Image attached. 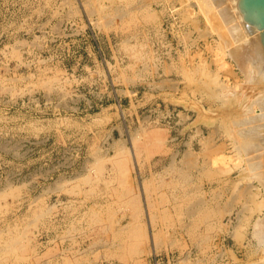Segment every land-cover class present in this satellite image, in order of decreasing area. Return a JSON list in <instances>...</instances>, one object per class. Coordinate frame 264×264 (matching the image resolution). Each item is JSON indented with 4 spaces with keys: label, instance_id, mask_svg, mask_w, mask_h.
I'll use <instances>...</instances> for the list:
<instances>
[{
    "label": "rangeland",
    "instance_id": "obj_1",
    "mask_svg": "<svg viewBox=\"0 0 264 264\" xmlns=\"http://www.w3.org/2000/svg\"><path fill=\"white\" fill-rule=\"evenodd\" d=\"M102 1L107 4L105 8L100 5ZM102 1H97L100 8L93 7L98 5L93 0H87L89 5L86 0H0V189L10 183L21 185L16 197L8 195L0 201V230L4 235L0 242L8 232L15 236L22 229L25 234L28 232L30 264H68L64 258H69L70 264H264L263 246L253 237L254 223L264 211L249 209L256 208L248 197V191L255 188L246 186L250 181L241 167L225 173L217 167H225V162L234 166L231 160L237 156L227 133V113L232 112L230 108H240L244 97L258 95L259 86L248 82L246 74L227 55L226 61L233 66L224 65V71L218 58L221 51L217 31L205 21L204 13L193 0L191 7L189 0ZM183 8L191 13H184ZM117 9L125 14L120 16ZM106 16L111 23H104ZM195 26L204 30L202 33L206 31L203 37ZM209 27L215 32H208ZM218 80L227 83L223 84L226 88L221 99L211 92L212 87L218 88ZM256 86L258 89H253ZM155 129L161 131L159 141L152 135ZM132 136L149 142V149L141 148L137 156V168L127 170L121 183L111 161L105 160L98 176L97 160L112 156L118 145L131 148ZM215 144L222 148L218 152L216 147V154ZM184 152L192 153L189 162L185 161ZM221 152L224 160L219 159L218 164L219 161L211 160ZM182 170L189 176L188 182L183 181ZM89 176L97 177V181L90 182L86 179ZM143 181L159 205L151 231L158 229L160 242L157 251H152L153 241L147 240L139 253L120 257L123 252L117 250L116 244L121 240L115 244L110 230L96 228L105 224L108 211L116 218L128 212L117 196L124 189L139 191L144 202L138 185ZM184 186L196 193L194 200L201 199L199 214L180 210L179 193ZM242 187H246L241 191L245 194L240 197L238 191ZM234 190H238V197ZM233 197L237 203L230 201ZM228 200L234 208L228 210V203L222 209ZM49 205H53L51 210ZM163 205L171 209L164 212ZM235 211L238 217L248 213L250 216L241 217L240 222ZM35 214L39 216L35 218ZM31 219L37 220L36 224Z\"/></svg>",
    "mask_w": 264,
    "mask_h": 264
},
{
    "label": "bare ground",
    "instance_id": "obj_2",
    "mask_svg": "<svg viewBox=\"0 0 264 264\" xmlns=\"http://www.w3.org/2000/svg\"><path fill=\"white\" fill-rule=\"evenodd\" d=\"M99 0H93V2H97ZM102 1V0H101ZM132 1V0H131ZM154 1V0H153ZM157 1V0H156ZM179 1V0H178ZM194 2L192 3H197L198 4V7H199V10L202 11V14L204 15V18L206 17V22L209 21L210 23H212V26L213 28L217 31L216 32V35L218 34L219 36V41H218V47H219V50L218 51H221V55L218 57L219 58V62H220V65H222V67L224 65H227L229 63L228 66H231L232 68V64L230 65V62L226 61V55L229 56V58L234 61L236 63V65L239 67V69H241L245 74L246 76V80L248 82H251V84L253 85H257L259 86L260 89H258V87H253L258 89V92L256 91L255 89V92H257L256 94L258 95H255L253 97H250V96H246L244 97L242 100H240V108H237L235 110H233V108H230L232 110V112H228L227 110H224V111H227V122H228V125H227V133L231 139V143L232 145L234 146V150L236 151L235 153L237 154V156L235 157L234 156V159L233 156H231L230 159L232 164H234V166L232 165H228L225 161L224 165H219L218 163H220L223 158H225V154H224V157L222 155L223 152H221V155L218 154L219 157H215L216 159L212 158L211 160H217L219 161V159L221 161L217 162V167H218V170L220 171V173H225V171L227 172L228 170L231 171L233 168H235L237 166L238 167H241V170H244V173L246 172V177L249 179V185L247 184L246 186H249V188L251 189L252 187L255 188V190H252L251 192H249V196L252 201H253V204L254 206H256V208L252 206V208L249 207V209L251 211H257V212H261V211H264V44L261 40V36H260V30L259 28L257 27V25H255L254 23H251L249 21H247L245 18H244V12L241 10L240 6H239V0H193ZM85 2V1H84ZM89 2V1H88ZM110 2V1H108ZM115 2V1H114ZM121 2V1H120ZM86 3H87V0H86ZM98 5L96 4V6L93 5V7H98L99 6V2H97ZM103 3V1H102ZM143 3H146L145 1ZM187 3V2H186ZM189 3H190V0H189ZM188 3V4H189ZM190 3V7H191V4ZM85 4V3H84ZM90 4V2H89ZM88 3L86 5H89ZM104 4V3H103ZM100 4L101 7H104L105 4ZM117 4V3H116ZM182 4H183V1H182ZM119 5V4H117ZM129 5V4H128ZM130 5H131V2H130ZM133 5V4H132ZM139 5V4H138ZM146 5V4H144ZM85 6V5H84ZM91 6V5H90ZM107 6V4H106ZM105 6V7H106ZM110 6V5H109ZM108 6V7H109ZM135 6L137 7V4H135ZM133 6V7H135ZM152 6V5H151ZM187 6V7H186ZM185 7L186 8H189V5H186ZM89 7V6H88ZM86 8V9H89V8ZM93 7L92 9V12H93ZM100 7V6H99ZM100 7V8H101ZM104 7V8H105ZM132 6H130L131 8ZM132 7V9H134ZM193 7V6H192ZM115 8V7H113ZM117 8V6H116ZM124 8V6H123ZM128 8V7H127ZM129 8V9H130ZM152 8V7H151ZM77 9V8H76ZM75 9V10H76ZM111 9V7H110ZM120 9V8H119ZM117 9V10H119ZM136 9V8H135ZM138 9V8H137ZM184 9V8H183ZM195 9V8H194ZM99 9L97 8L96 11H98ZM116 10V11H117ZM125 10V9H124ZM127 10V9H126ZM190 10V9H189ZM189 10H183L188 12ZM192 10V8H191ZM89 11V10H88ZM103 11V10H102ZM101 11V12H102ZM111 11V10H110ZM115 11V10H114ZM120 16L123 14H125L124 11L122 10H119L118 12H120ZM130 11V10H129ZM137 11V10H136ZM153 11V10H152ZM90 12V11H89ZM112 12V11H111ZM124 12V13H123ZM128 12V11H127ZM133 13V11H131ZM135 12V11H134ZM155 12V11H154ZM193 12V11H192ZM88 13V12H87ZM91 13V12H90ZM89 13V14H90ZM99 13V12H97ZM139 13V12H138ZM185 13V12H184ZM188 13H191V12H188ZM187 13V14H188ZM100 14V13H99ZM98 14V15H99ZM115 15L117 13H114ZM183 14V13H182ZM107 15V14H106ZM109 15V16H108ZM107 16L110 18V14H108ZM129 15V14H128ZM100 16V15H99ZM104 16V15H103ZM102 16V17H103ZM106 16V18H107ZM117 16V15H116ZM115 16V17H116ZM119 15L117 17H120ZM133 17V16H131ZM216 17V18H215ZM105 18V17H103ZM109 18L105 19V21L109 20ZM113 18V17H111ZM110 18V19H111ZM130 18V17H129ZM136 18V17H135ZM122 19V18H121ZM132 19V18H131ZM216 19L217 22H216ZM100 20V18H99ZM104 20V19H102ZM115 20V19H114ZM119 20V19H118ZM134 20V19H133ZM215 20V22H214ZM104 22L105 24L107 23ZM110 21V20H109ZM102 22V21H101ZM112 21L108 22V23H111ZM207 22V23H209ZM104 23H102L104 26H106ZM109 25V24H107ZM199 26V25H198ZM198 26L196 27V29L198 30V32L201 33V36L205 33H202L204 30H200L199 31V28ZM210 26V25H209ZM218 28H221V29H218ZM158 29V28H157ZM201 29V28H200ZM208 29V28H207ZM209 30L208 32H211V31H214V30H211L210 27H209ZM215 32V31H214ZM186 33V32H185ZM213 33V32H212ZM209 34V33H208ZM214 34V33H213ZM200 35V34H199ZM185 36V35H184ZM203 37V36H202ZM205 37V36H204ZM184 38V37H183ZM187 38V37H186ZM206 38V37H205ZM194 40L196 39H193V42ZM184 42V41H183ZM209 43V42H208ZM126 47V46H125ZM142 47V46H141ZM209 47V46H208ZM189 49V48H188ZM211 49V48H210ZM133 50V49H132ZM136 51V50H135ZM146 51V50H145ZM217 51V52H218ZM186 52V51H185ZM137 53V52H136ZM141 54V53H140ZM191 56V55H190ZM203 56V55H202ZM192 57V56H191ZM174 59V58H173ZM193 59V58H192ZM193 62V61H192ZM200 66H201V63H200ZM199 66V68H200ZM202 66H203V62H202ZM185 66H183L182 69H184ZM197 67V66H196ZM221 68V66H220ZM227 68V66H226ZM230 68V67H229ZM192 69V68H191ZM222 69V68H221ZM224 71L226 70L225 69V66L223 67ZM222 69V70H223ZM220 70V69H219ZM228 70V69H227ZM231 72L233 71L232 69H230ZM186 71H188V69H186ZM199 71V70H198ZM203 71V70H202ZM205 71V70H204ZM189 72V71H188ZM195 72V71H194ZM200 72V77H201V71ZM198 72V73H199ZM209 72V70H208ZM207 72V73H208ZM230 72V73H231ZM204 72H202L203 74ZM194 74V73H193ZM227 74V73H225ZM229 74V73H228ZM234 74V72H233ZM185 75V74H184ZM190 75V74H188ZM196 75V74H195ZM207 75V74H206ZM216 75V74H214ZM232 75V74H231ZM203 76V75H202ZM210 76V75H209ZM188 77V76H186ZM208 77V76H207ZM211 77H212V74H211ZM216 77V76H215ZM189 78H191L189 76ZM187 78V79H189ZM204 78H205V75H204ZM217 78H219V76L217 75ZM209 79V77H208ZM190 82H191V79H189ZM166 81V80H165ZM199 81V80H198ZM217 81V79H216ZM215 81V83H216ZM197 82V81H196ZM208 82V81H207ZM221 81L218 80V88H216L215 90H213V88L215 87H212L211 89V92L215 93V95L217 97H219L221 99L225 89L223 88H226L225 86L227 85V83H223V84H226L225 86L222 84V82L220 83ZM52 83V82H51ZM247 83V82H246ZM202 84V82L200 83ZM211 84V83H210ZM221 84V85H220ZM238 84V83H237ZM248 84V83H247ZM250 84V83H249ZM261 84V85H260ZM203 85V84H202ZM246 85V84H245ZM252 85V86H253ZM53 86V85H52ZM237 86V85H236ZM206 87V86H205ZM208 88V87H207ZM244 90H242L243 92ZM206 92V90H205ZM241 92V93H242ZM253 92V91H252ZM212 93V94H213ZM226 93V92H225ZM253 94V93H252ZM214 95V94H213ZM214 95V97H215ZM236 95V94H235ZM211 96V95H210ZM234 96V95H233ZM244 96V95H242ZM212 97V99L214 98ZM229 97V96H228ZM235 97V96H234ZM215 99V98H214ZM231 99H233L231 97ZM236 99V98H235ZM214 101V100H213ZM225 101V100H224ZM233 101V100H232ZM236 101V100H235ZM222 102V101H221ZM220 102V103H221ZM222 104V103H221ZM236 104V103H235ZM227 105V104H226ZM230 105V104H229ZM228 105V106H229ZM225 106V105H224ZM223 106V108H224ZM234 106V103L232 104L231 103V107ZM239 106V104H238ZM227 107V106H225ZM220 108V107H219ZM203 109V108H202ZM228 109V107H227ZM229 109V110H230ZM230 110V111H231ZM222 111V112H224ZM206 112V111H205ZM217 113V112H216ZM205 114V113H204ZM225 114V113H224ZM223 114V115H224ZM225 115H224V118H226ZM223 118V117H222ZM221 120V119H220ZM224 120V119H223ZM225 121V120H224ZM223 122V121H222ZM223 124V123H222ZM217 129L219 128V126H216ZM223 128H225L224 126H221ZM161 128V127H160ZM216 129V131H217ZM220 129V128H219ZM218 129V130H219ZM213 131V130H212ZM214 131V132H216ZM221 131V130H219ZM144 132V131H143ZM213 132V133H214ZM225 132V130H224ZM148 133V132H147ZM212 133V134H213ZM139 134V133H138ZM145 134V133H144ZM215 134V133H214ZM213 134V135H214ZM141 135V134H140ZM152 135L153 137L159 141V136L161 135V131L159 129H155L152 131ZM164 137V136H163ZM226 137V136H225ZM149 138V137H148ZM161 138V137H160ZM211 138V137H210ZM132 143H133V146L131 148H129L128 146L126 147L125 145H118L115 151V153H113V155L111 156H108L107 157H100L99 160H97L98 164H97V167H96V170L99 171V174L98 172L95 170V174H98V176L100 175V173L103 171L104 169V162L105 160H109L111 161V164L115 170V177L118 181H120L121 183L124 182V174L127 170H130L132 167L134 168H137V163H138V160H137V156H140V151H141V148H145L146 150L149 149L148 147V143L146 142V140L142 139L141 136H132ZM205 139H207V137H205ZM150 141V140H149ZM165 141V140H164ZM210 141V140H209ZM212 142V141H211ZM211 142L209 144H211ZM119 143V142H118ZM121 144V143H119ZM208 144V143H206ZM208 144V145H209ZM222 147L224 145L220 144ZM218 144V146H220ZM160 146H162V144H160ZM206 146V145H205ZM213 146V145H212ZM212 146L210 149H208L209 151H212ZM215 146V147H214ZM214 152H215V148L217 147L216 144L214 145ZM228 146V145H227ZM114 148V147H113ZM208 148V147H206ZM206 148H205V151H206ZM221 147H217V150L218 149L220 150ZM224 148V147H223ZM207 150V151H208ZM222 150V148H221ZM220 150V151H221ZM204 149L202 150V153H203ZM208 151V152H209ZM149 152V151H148ZM206 152V153H208ZM219 152V151H218ZM218 152H215L218 153ZM99 153V152H98ZM150 153V152H149ZM194 153V152H193ZM211 153V152H209ZM208 153V154H209ZM234 153V154H235ZM102 154V153H101ZM105 154V152L103 153ZM185 154V157L187 158V162H189V159L190 157H192V153L191 152H184ZM211 156V154H209ZM147 156V155H146ZM205 156V155H203ZM215 156V155H214ZM95 157V155H94ZM149 157V156H148ZM207 157V156H206ZM213 157V156H211ZM172 158V156H171ZM185 158V159H186ZM195 158V157H194ZM96 159V158H95ZM193 159V158H192ZM96 161V160H95ZM174 161V160H173ZM184 161V162H185ZM209 160H207L208 162ZM230 161V160H229ZM96 163V162H95ZM196 163V162H195ZM223 163V162H222ZM188 164H191V163H188ZM193 164V163H192ZM213 164V163H212ZM245 164V166H244ZM195 165V164H194ZM94 166L95 168V165L93 164L92 167ZM174 166V165H173ZM208 166V165H207ZM215 166V165H214ZM220 166V167H219ZM169 167V165H168ZM190 167V166H189ZM216 167V168H217ZM174 168V167H173ZM206 168V167H205ZM109 169V168H108ZM92 170V169H91ZM112 170V169H111ZM133 170V169H132ZM135 170V169H134ZM167 170V169H166ZM174 170V169H173ZM172 170V171H173ZM176 170V169H175ZM94 171V170H92ZM186 171V170H185ZM206 171V170H204ZM112 172V171H111ZM133 172V171H132ZM182 172H184L182 170ZM181 172V173H182ZM216 172V170L214 171ZM213 172V173H214ZM129 173V172H128ZM204 173V172H203ZM209 173V172H208ZM212 173V172H211ZM217 173V172H216ZM94 174V173H93ZM102 174V173H101ZM183 174V181H187L189 179V176L184 172L182 173ZM182 174H181V177H182ZM210 174V173H209ZM219 174V173H218ZM227 174V173H226ZM105 175V174H104ZM86 176V175H85ZM97 176V175H96ZM131 176V175H130ZM210 176V175H209ZM212 176V175H211ZM244 176V175H242ZM200 177V176H197V178ZM241 177V176H240ZM86 178V177H85ZM97 177H87L86 179H88L90 182H93L96 180ZM105 178V177H104ZM107 178V177H106ZM105 178V179H106ZM132 178V177H131ZM232 178V177H231ZM245 179V176L243 177ZM242 178V180H243ZM246 178V179H247ZM104 179V180H105ZM129 179V178H128ZM127 179V180H128ZM181 179V178H180ZM107 180V179H106ZM162 180V179H161ZM191 180V179H190ZM221 180V179H220ZM97 181V180H96ZM227 180H225L226 182ZM238 181V180H237ZM235 181V182H237ZM240 181V180H239ZM244 181V180H243ZM255 181V182H254ZM106 182V181H105ZM104 182V183H105ZM129 182V181H128ZM154 182V181H153ZM188 182V181H187ZM233 181V183H235ZM254 182V183H253ZM257 182V184H256ZM103 183V184H104ZM151 183V182H150ZM176 183V182H175ZM90 184V183H89ZM132 184V183H131ZM153 184V183H152ZM178 184V183H177ZM184 184V183H183ZM199 184V183H198ZM197 184V185H198ZM225 184V183H224ZM223 184V185H224ZM229 184V183H227ZM232 184V183H231ZM128 185V184H127ZM136 185V184H135ZM139 187H140V194L142 192L143 194V197H145V201L143 202V199L140 198L141 196L139 195V191L138 192H133L131 189H124L123 192H119V194L117 195L119 197V199L122 201L123 205L122 207L127 209L128 212H125L123 213V215L119 218H116L113 214V212H109L108 211V216L107 218L105 219V224L104 225H101L100 227L96 228V230H103L104 232L106 231H111V233L113 234V238H114V242L116 244V242L118 240H121V242H118L116 244V246L118 247V251H122L123 253L120 255V257H125L126 255H134V254H137L139 253L140 251H142V248L141 247V244H143V242H146L147 240H150L151 242L153 241L152 244H154L152 246V251L156 250L155 248L159 245V232L158 229H156L157 231H151V228L154 227L156 225V211L159 209V205L156 204V202L153 200V198L151 197L152 195L150 194V191L147 187V183L145 182V187H144V181L142 182V184H138ZM137 185V186H138ZM21 185H13V184H8L4 189H0V201L1 199L3 198H6L8 195H11V196H15L17 195V193L20 191L19 189ZM59 186V185H58ZM93 186V185H92ZM109 186V185H108ZM156 186V185H155ZM225 186V185H224ZM243 186V185H242ZM62 187V186H61ZM81 187V186H80ZM122 187V186H121ZM143 187V189H142ZM197 187V186H196ZM237 187V186H236ZM153 188V187H152ZM155 188V187H154ZM191 188V187H190ZM222 188V187H221ZM245 189L246 187H242V189ZM91 189V187H90ZM111 189V188H110ZM133 189V187H132ZM139 189V188H138ZM235 189V188H234ZM240 189L238 192H241V191H244V189L242 190ZM248 189V187H247ZM249 189V190H250ZM68 190V189H67ZM71 190V189H70ZM74 190V189H73ZM92 190V189H91ZM69 191V190H68ZM78 191V190H76ZM96 191V190H95ZM108 191V190H106ZM235 192V190L233 191L234 193H237L235 194L234 196L237 195L238 197V192ZM91 192V191H90ZM155 192V191H154ZM194 192V191H193ZM20 193V192H19ZM105 193V192H104ZM118 193V192H117ZM243 192L239 193V196L241 197ZM73 194V193H71ZM78 194V192H77ZM99 194V193H98ZM110 194V193H109ZM180 196H179V201L181 203H179V206H180V210H185L186 212L189 211V212H192V213H198L200 211L201 208V199L200 200H197L198 198H196L194 200V197L192 196H195V194H192V192L186 190L185 186L184 188L182 189V193H179ZM177 194V195H179ZM182 194V196H181ZM221 194V193H220ZM245 194V192L243 193ZM106 195V194H104ZM175 195V196H177ZM230 195L232 196V192L230 193ZM20 196V195H19ZM90 196V195H89ZM107 196V195H106ZM159 196V194H158ZM162 196L164 197V195L162 194ZM216 196V195H215ZM32 197V196H31ZM114 197V196H113ZM161 197V196H160ZM170 197V196H169ZM172 197V196H171ZM218 197V196H217ZM230 197V196H229ZM239 197V198H240ZM247 197V198H248ZM30 198V196H29ZM107 198V197H106ZM167 198V197H166ZM178 198V197H176ZM203 198V197H202ZM232 198V197H230ZM234 198L236 197H233L232 200H230L231 202L234 200ZM245 198V197H244ZM246 198V199H247ZM160 199V198H159ZM162 199V198H161ZM218 199V198H217ZM229 199V198H228ZM237 199V198H236ZM235 199V200H236ZM246 199H245V202H246ZM19 200V199H18ZM35 200V199H34ZM37 200H39V198H37ZM157 200V199H156ZM171 200V199H170ZM175 200V199H174ZM234 200V201H235ZM238 200V199H237ZM237 200H236V203H237ZM240 200V199H239ZM24 201V200H23ZM106 201V200H105ZM165 200H162L161 203L164 204ZM177 201V200H176ZM203 201V200H202ZM229 200L228 202L226 203L225 201V206H222V209H225L226 208V205H229L228 203H231ZM8 202V201H7ZM35 202V201H34ZM44 202V201H43ZM98 202V201H96ZM104 202V201H103ZM110 202V201H109ZM170 202V201H169ZM220 202V201H219ZM218 202V206L220 205ZM241 202V201H240ZM28 203V202H27ZM31 203V202H30ZM95 203V202H94ZM107 203V202H106ZM113 203V201L111 202ZM160 203V202H159ZM221 203V202H220ZM235 203V202H234ZM235 203V204H236ZM243 203V202H242ZM248 203V202H247ZM22 204V203H21ZM24 204V203H23ZM45 204V203H44ZM102 204V203H101ZM114 204V203H113ZM119 204V203H118ZM178 204V203H177ZM247 205L246 203H243L241 205L244 206ZM7 205V204H6ZM5 205V206H6ZM29 205V204H28ZM43 205V204H42ZM55 205V204H53ZM53 205H49L51 206L49 209L51 210V208L53 207ZM103 205V204H102ZM108 205V204H107ZM117 205V204H116ZM173 205V204H172ZM230 209L228 210H232L231 208L233 207L232 203L230 204ZM239 205V204H238ZM10 206V204L8 205ZM48 206V207H49ZM70 206V205H69ZM100 206V205H99ZM112 206V205H111ZM110 206V207H111ZM175 208L177 205H174ZM173 206V207H174ZM217 206V207H218ZM221 206V205H220ZM240 206V205H239ZM242 206V207H243ZM248 206V205H247ZM247 206H245L246 208H248ZM0 207H2L1 205V202H0ZM32 207V206H31ZM36 207V206H35ZM41 207V205H40ZM93 207V206H92ZM101 207V206H100ZM206 207V205H205ZM208 207V206H207ZM229 207V206H228ZM4 208V207H3ZM19 208V207H18ZM26 208V207H25ZM38 208V207H37ZM68 208V207H67ZM70 208V207H69ZM89 208V207H88ZM212 208V207H211ZM210 208V209H211ZM220 208V207H219ZM234 208V207H233ZM33 209V208H32ZM42 212L40 213H43V208H41ZM47 209V208H46ZM47 209V210H49ZM162 209V208H161ZM168 209H171L170 206L167 207L165 205H163V210L164 212H168L167 210ZM241 209V208H240ZM12 210V209H11ZM28 210V209H27ZM37 210V209H36ZM89 210V209H88ZM108 210V209H107ZM112 210H115L112 208ZM161 210V211H163ZM177 210V209H175ZM204 210V209H203ZM243 210H244V207H243ZM243 210H237L238 212L242 211ZM246 210V209H245ZM249 210V211H250ZM29 211V210H28ZM72 211V210H71ZM90 211V210H89ZM111 211V210H110ZM159 211V212H161ZM207 211V210H206ZM222 211H225V210H222ZM247 211V210H246ZM6 212V211H5ZM52 212V211H51ZM171 212V211H170ZM205 212V211H203ZM210 212V211H209ZM214 212V211H213ZM217 212V211H216ZM221 212V211H220ZM220 212L218 211V213L220 214ZM228 212V211H227ZM226 212V213H227ZM230 212V211H229ZM228 212V213H229ZM236 212V211H235ZM236 212V214L238 213ZM259 212V213H260ZM39 213V214H40ZM45 213V212H44ZM50 213V212H49ZM86 213V212H85ZM84 213V214H85ZM91 213V211H90ZM96 213V212H95ZM94 213V214H95ZM117 213V211H116ZM177 213V212H176ZM184 213V212H183ZM224 216V212H221ZM252 213V212H251ZM4 214V213H3ZM25 214V213H24ZM39 214H35V218H36V215L39 216ZM99 214V213H98ZM102 214V213H101ZM160 214V213H158ZM167 214V213H166ZM199 214V213H198ZM206 214V212H205ZM34 215V213H33ZM45 215H48V214H45ZM88 217H89V214H87ZM97 215V213H96ZM171 215V214H170ZM169 215V217H170ZM192 215V214H191ZM197 215V214H196ZM202 215V214H201ZM220 215V217L222 218V216ZM249 215V213L247 214ZM247 215H243L245 217H247ZM252 215V214H251ZM31 216V215H30ZM43 216V214H41V217ZM70 216V215H69ZM98 216V215H97ZM173 216V215H172ZM243 216H239L238 217V214L236 217H238L239 219H243ZM250 216V215H249ZM4 217V216H3ZM6 217V216H5ZM24 217V216H23ZM22 217V218H23ZM33 217V216H32ZM49 217V216H48ZM66 217V216H65ZM73 217V216H72ZM91 217V216H90ZM96 217V216H95ZM202 217V216H201ZM209 217V216H208ZM7 218V217H6ZM18 218H21V217H18ZM68 218V217H67ZM70 218V217H69ZM74 218H76L74 216ZM94 218V216H93ZM92 218V219H93ZM165 218V217H164ZM168 218V217H166ZM194 218V216H193ZM192 218V219H193ZM196 218V217H195ZM204 218V217H202ZM207 218V217H205ZM39 219V217L37 218V220ZM96 218H94L95 220ZM100 219V218H99ZM98 219V220H99ZM104 219V218H103ZM191 219V220H192ZM240 219V222L242 221ZM247 219H250V218H247ZM16 220V219H15ZM33 220L32 223L36 222L34 219H31ZM69 220V219H68ZM101 220V219H100ZM99 220V221H100ZM164 220V219H163ZM174 220V219H173ZM196 220V219H194ZM204 220V219H202ZM210 220V219H209ZM246 220V218H245ZM26 221V220H25ZM45 221V220H44ZM61 221V220H60ZM103 221V220H102ZM158 221V220H157ZM169 221V220H168ZM248 221V220H247ZM1 222V221H0ZM9 222V221H8ZM15 222V221H14ZM20 222V221H19ZM29 222V221H28ZM74 222V220H73ZM88 222V221H87ZM92 223V220L90 221ZM95 222V221H94ZM191 222V221H190ZM240 222L238 221L239 225L241 226ZM246 222V221H245ZM31 223V225H32ZM89 223V222H88ZM201 223V222H200ZM199 223V225H200ZM203 223V222H202ZM237 223V225H238ZM244 223V222H243ZM248 223V222H247ZM22 224V223H21ZM20 224V225H21ZM36 224V223H34ZM60 224V223H59ZM75 224V223H74ZM95 224V223H94ZM165 224V222H164ZM189 224V223H188ZM212 224V223H211ZM250 224V223H249ZM247 224V225H249ZM25 225V224H24ZM196 225V224H195ZM15 226H19V225H15ZM37 226V225H36ZM76 226V225H75ZM161 226V225H160ZM187 226V225H186ZM185 226V227H186ZM191 226V225H190ZM194 226V225H193ZM192 226V227H193ZM205 226V225H204ZM238 226L239 228H244L243 226L240 227ZM24 227V226H23ZM22 227V228H23ZM27 227V225H26ZM91 227H94V226H91ZM191 227V229H192ZM202 227V226H201ZM247 227V226H246ZM245 227V228H246ZM5 228V227H2V229ZM9 228V227H7ZM72 228V227H71ZM75 228V227H73ZM212 228V227H211ZM237 228V227H236ZM77 229V228H76ZM153 229V228H152ZM186 229V228H185ZM190 229V230H191ZM195 230V228H193ZM192 229V230H193ZM207 229V228H206ZM17 230V229H16ZM23 230V229H22ZM21 230V233H19V235L17 234L16 236L13 235V234H10V232H8V235L7 237L5 238V240L3 242H0V264H30V260L28 261L30 255L27 256V253L29 251V249L31 248L30 246V241L29 238L27 237V233L25 234V232L23 231L22 232ZM65 230V229H64ZM189 230V231H190ZM193 230V231H194ZM208 230V229H207ZM235 231V224H234V228L232 229ZM241 230V229H240ZM244 230V229H243ZM8 231V230H7ZM11 231V229L9 230ZM85 231V230H84ZM83 231V232H84ZM89 231V229H88ZM92 231V230H91ZM161 231V230H160ZM186 231V230H185ZM233 231V232H234ZM239 231V230H237ZM19 232V231H18ZM82 232V231H81ZM195 232V231H194ZM197 232V231H196ZM232 232V233H233ZM245 232V231H244ZM6 233V231H5ZM232 233H229L231 236H232ZM193 234V233H192ZM195 234V233H194ZM201 234V232H200ZM242 234L241 232L238 233V235ZM203 235V234H202ZM208 235V234H207ZM205 235V237L207 236ZM235 234L233 233V236ZM200 236V235H199ZM237 236V235H236ZM4 237L3 235V230L1 231L0 230V238ZM53 237V236H52ZM194 237V236H193ZM197 237V236H195ZM201 237V236H200ZM204 237V235H203ZM202 237V238H203ZM253 237L258 241V243L260 245L263 246V252H264V214L263 216H259L257 218V220L255 221L254 223V226H253ZM199 238V237H198ZM201 238V239H202ZM241 238V236H240ZM244 238V237H243ZM50 239V238H49ZM101 239V238H99ZM162 239V238H161ZM164 239V238H163ZM201 239H199L201 241ZM206 239V238H205ZM103 240V239H102ZM208 240V239H206ZM106 241V240H105ZM149 241V242H150ZM199 241V242H200ZM205 241V240H203ZM110 242V241H109ZM172 242V240H171ZM94 243V242H93ZM101 243V242H100ZM112 243V242H111ZM148 243V242H147ZM204 243V242H203ZM107 244V243H106ZM113 244V243H112ZM92 245V244H91ZM90 245V246H91ZM146 245H149V244H146ZM102 246V245H101ZM105 246V245H104ZM38 247V246H37ZM93 247V246H92ZM115 247V246H114ZM149 247V246H148ZM106 248V246H105ZM110 248V247H108ZM146 248V247H145ZM159 248V247H158ZM260 248V247H259ZM64 249H68V248H64ZM63 249V250H64ZM107 249V248H106ZM149 249V248H148ZM31 250V249H30ZM41 250V249H40ZM38 250V251H40ZM35 251V250H34ZM73 251V250H72ZM71 251V252H72ZM93 251V250H92ZM105 251V250H104ZM113 251V250H112ZM146 251V250H145ZM144 251V252H145ZM157 251V250H156ZM38 253V252H37ZM106 253V252H105ZM104 253V254H105ZM112 253V252H111ZM147 253V252H146ZM150 253V252H148ZM103 254V255H104ZM39 255V254H38ZM63 255V254H62ZM89 255V254H88ZM139 255V254H138ZM144 255V254H143ZM263 255V254H262ZM32 257V256H31ZM113 257V255H112ZM129 257V256H128ZM139 257V256H138ZM263 257V256H262ZM35 258V256H34ZM36 258H39L37 255H36ZM59 258V257H58ZM115 258V257H114ZM186 258V257H185ZM32 259V258H31ZM48 259V258H47ZM60 259V258H59ZM58 259V260H59ZM64 259H67L65 260L68 264H70L68 261H71L69 260V258H64ZM72 259V258H71ZM38 260V259H37ZM45 260V259H43ZM135 260V259H134ZM264 260V258H263ZM262 260V261H263ZM49 261V260H48ZM122 261V260H121ZM136 261V260H135ZM183 261V260H182ZM185 262V261H184ZM188 262V261H187ZM259 262V261H258ZM41 263V262H40ZM34 264V263H33ZM45 264V263H44ZM60 264V263H59ZM135 264V263H134ZM187 264V263H186ZM258 264V263H256ZM261 264V263H260Z\"/></svg>",
    "mask_w": 264,
    "mask_h": 264
},
{
    "label": "water",
    "instance_id": "obj_3",
    "mask_svg": "<svg viewBox=\"0 0 264 264\" xmlns=\"http://www.w3.org/2000/svg\"><path fill=\"white\" fill-rule=\"evenodd\" d=\"M239 6L244 12V18L259 28L264 44V0H239Z\"/></svg>",
    "mask_w": 264,
    "mask_h": 264
}]
</instances>
